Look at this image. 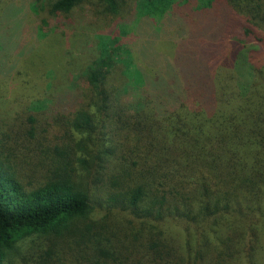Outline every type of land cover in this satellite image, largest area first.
Wrapping results in <instances>:
<instances>
[{
    "label": "trees",
    "instance_id": "trees-1",
    "mask_svg": "<svg viewBox=\"0 0 264 264\" xmlns=\"http://www.w3.org/2000/svg\"><path fill=\"white\" fill-rule=\"evenodd\" d=\"M15 31L61 58L0 116V264H264V0H10L0 74Z\"/></svg>",
    "mask_w": 264,
    "mask_h": 264
},
{
    "label": "rangeland",
    "instance_id": "rangeland-1",
    "mask_svg": "<svg viewBox=\"0 0 264 264\" xmlns=\"http://www.w3.org/2000/svg\"><path fill=\"white\" fill-rule=\"evenodd\" d=\"M9 1L10 0H3L2 3L0 4L1 7L6 5ZM88 9H89L88 5L87 6H81V7H78L74 13L67 16V18H69L68 19L69 23H67L66 27L70 31L74 30L73 31L74 33H71L73 35L71 36V38L69 40L71 45H74V43L76 41V37H78L77 35L80 32L82 34H84V33L89 34L88 29H91V33H95V32L99 33V32L108 31V29L111 27L110 23H107L105 20H103L102 11H100V10H94V12L92 13V15H94V17L88 19L87 18V14L89 13ZM128 9H130V6H129V8H127V10ZM23 15H26V16H19V18H25L24 20H31V23L33 24L31 27H33L36 24L37 20L35 22V18L33 15H29L28 12L23 13ZM126 15H127V13H126ZM52 21H53V19H52ZM133 26H135L134 27L135 31L132 33V34H134V36H135V34L138 35L139 32L143 33L146 28H149L146 35L155 36L158 34V33H156L157 32V30H156L157 26L155 24L151 25L147 22L139 20V21H136ZM136 27H137V29H136ZM27 29L29 30V28H27ZM14 35H15V37L11 40L14 42V46H12L13 48L11 47V50L9 52V61L11 63H13V65H15V67L18 64H19V66L17 68H13L12 70H8L7 72H4L3 74H0V116H1V114L3 115L4 109H5V111L8 110L7 106H10V103L14 102L13 99L15 98V96H18V95H27V96H33V97L43 96L44 90L41 89V84H40L41 82L40 81H42L43 85L46 84V78H45L46 74L44 73L45 69H48V67H47L48 63H50L51 61L55 62V63H59L60 58H61L58 56L54 57V54H56L54 52V48L56 47V45L52 44V42H48V44L51 43L52 47L49 50L45 49V47L41 48V52L38 56L39 61L36 62L38 64L40 63V65L38 66L39 67V69H38L39 75L37 77L35 75L31 76L30 75L31 72H29L28 69L25 71L26 72V74H25L23 72L24 71L23 67L20 65V64H23V60H25V52L28 51V49L31 46H33L35 48L39 47L41 43L37 44L36 39L38 37L36 35V31H33V32L27 31V32H20V33H17L15 31ZM164 42L167 43V41H164ZM164 42H160V43H164ZM44 45H42V46H44ZM159 46H160V44H159ZM50 50H51V52H50ZM19 67H21V68H19ZM30 79H31V81H30ZM38 82H40V83H38ZM105 214H106V209L98 207L97 209L92 211L88 217H89V219L100 220L104 217ZM173 229H176V228L173 227ZM29 241L30 240H27V241L23 242L22 245L20 244L18 246V249L16 250L17 256L15 257L16 254L15 255L13 254L14 264H36V262L34 261L36 258H28L27 257L28 251L30 250L29 246H31ZM62 253L63 252L59 253V257H61V258L63 255H60V254H62ZM5 264H7V263H5Z\"/></svg>",
    "mask_w": 264,
    "mask_h": 264
}]
</instances>
